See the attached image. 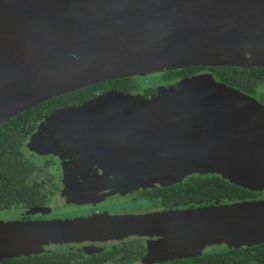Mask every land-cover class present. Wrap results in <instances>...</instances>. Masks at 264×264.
I'll return each instance as SVG.
<instances>
[{
    "label": "water",
    "instance_id": "water-1",
    "mask_svg": "<svg viewBox=\"0 0 264 264\" xmlns=\"http://www.w3.org/2000/svg\"><path fill=\"white\" fill-rule=\"evenodd\" d=\"M193 65L264 67V0H0V124L87 85ZM55 117L61 123L52 130ZM48 119L36 138L49 141L31 147L72 148L77 138L65 140L62 124H85L87 157L110 162L119 181L113 193L214 173L264 190V105L210 74L153 98L109 90ZM129 234L168 236L189 253L212 243L262 244L264 199L0 220V260L51 243Z\"/></svg>",
    "mask_w": 264,
    "mask_h": 264
},
{
    "label": "flooded vegetation",
    "instance_id": "flooded-vegetation-1",
    "mask_svg": "<svg viewBox=\"0 0 264 264\" xmlns=\"http://www.w3.org/2000/svg\"><path fill=\"white\" fill-rule=\"evenodd\" d=\"M193 66L197 67L190 74L177 76L174 78L164 77L163 73L165 71L146 74H159L161 75V79L159 83L150 82L147 86L142 85L143 87L140 89V91L136 90L137 84L134 83V78L140 77L141 75L127 76L131 78L129 84L130 89L128 92H120L134 95L141 94L146 98H153L158 94L159 87L161 86H174L183 79L208 74L212 75L218 82H222L220 78L216 76L214 70L212 69V66ZM251 67L256 66H250V68ZM222 83L226 84L225 82ZM226 85L243 91L249 96L254 97L262 105H264V89L261 88V86L260 88H257L255 93H251L237 86L229 84ZM109 90L119 91L110 88L103 92ZM47 119L48 117L44 118L39 122V126L32 135H35V133L42 127V123L46 122ZM29 138L24 144V150L28 156L32 157L37 162V166L33 175L24 182L23 187H38L41 193L45 195V201L42 205L27 207L20 204L14 206L10 210L0 211V214H10V216H8L9 218L1 217L0 220H46L45 218L72 219L75 217L82 216L95 217L96 215H101L104 213L140 214L147 211L151 212V208L149 206H142L139 208H121L117 206V204L120 203V199L128 197H132L134 199L144 198L145 200L156 202L158 204L157 208L161 211L167 209H178L196 207L199 205H209L203 204L202 202L192 205L190 203L184 202L182 204L176 203L165 205L160 199L149 197L148 195L144 194V191L150 188L162 186H151L146 184L142 186L138 185L132 188L125 187L120 191H117V193L113 195V185L111 184L113 182V177L111 176V174L108 173L109 171H107V167L110 166L109 161H101L100 163H98V160H94L97 168L95 169V171H90V166L85 161L86 159H88V157L84 156V152L81 155L73 154V150L71 147H66L65 149H63V155L60 156L49 152L50 154L48 153L43 155L44 158L42 161H40L39 157L42 154L37 153L36 149H30V147L28 146ZM93 155L96 154L94 153ZM83 158H85V160ZM43 165L48 167H56V172H54L55 174H53L54 176H51L48 180L49 184L52 185L53 183V186L50 188L49 185L48 187L46 186L47 188H44V185L40 182L37 184L35 183L32 185H27V182L31 180L32 177L41 170ZM80 167H82L87 172V175L85 176L86 186H84L83 189H90L94 188L95 186L93 190L87 193H85L84 191H74L78 189L77 187L69 189L70 183L68 181L67 176L74 175L75 178L80 179L81 172H83L78 169ZM103 167L106 168L105 171L103 170ZM97 175L100 177H98ZM256 199H264V195L253 200ZM215 203L216 202L212 204ZM32 209H34L35 211H32ZM11 214H16L17 217H15L17 219H15V217H13L14 215L12 216ZM163 237L164 236L157 235L149 236L141 234H129L122 237H103L100 239L83 238L81 240L56 242L44 245L42 251H39L37 253H30L27 255H20L17 257L28 255H51L53 258V264H192V260H194L198 255L221 251L226 248H236L230 247L225 243H212L204 246L198 253H189L180 249L177 246V243L165 244L163 242ZM251 246H239V248H247ZM48 263V261H42L38 262L37 264Z\"/></svg>",
    "mask_w": 264,
    "mask_h": 264
},
{
    "label": "trees",
    "instance_id": "trees-1",
    "mask_svg": "<svg viewBox=\"0 0 264 264\" xmlns=\"http://www.w3.org/2000/svg\"><path fill=\"white\" fill-rule=\"evenodd\" d=\"M197 66H190L163 73L166 78L188 75ZM216 76L226 84L237 86L255 93L264 89V67L242 68L236 66H212ZM130 77L106 80L87 85L47 99L28 108L0 124V211L14 206L42 205L45 195L38 187H23L33 175L37 162L24 150L27 139L35 132L39 122L53 112L70 106L83 104L107 89L129 91ZM149 197L160 199L163 204H212L232 203L253 200L264 195V190L256 191L235 184L219 174H191L180 182L168 186L154 187L144 191ZM27 255V254H26ZM48 261L53 264L51 255H28L9 257L0 264H37ZM264 264V243L247 248H229L198 255L192 264Z\"/></svg>",
    "mask_w": 264,
    "mask_h": 264
},
{
    "label": "rangeland",
    "instance_id": "rangeland-1",
    "mask_svg": "<svg viewBox=\"0 0 264 264\" xmlns=\"http://www.w3.org/2000/svg\"><path fill=\"white\" fill-rule=\"evenodd\" d=\"M161 79V75L159 74H154V75H141L140 77H135L134 78V83L137 84V88L136 90L137 91H140V89L143 87V86H147L149 85V83L151 82H157L159 83ZM180 82V81H179ZM178 82V83H179ZM143 85V86H142ZM177 85V84H176ZM176 85H174L176 87ZM167 87H170V86H161L159 87V90L160 89H164V88H167ZM248 95V94H247ZM47 121L49 122V119H47ZM46 121V122H47ZM61 120L58 118V117H55L51 120L50 124H53V126L51 127L52 130L53 129H58L56 126H57V123H61L60 122ZM46 122H43L42 123V126H44L46 124ZM55 125V126H54ZM63 125V137L65 140H69L70 138L72 139H76V146H72V150H73V154L75 155H81L83 152L84 156H87V142H86V138L88 136H86L85 134H83V132L85 131L86 129V125L81 123V124H73V125H70V124H62ZM41 129V128H40ZM40 129L35 133V135H32L30 138H29V142H28V146L30 147V149L33 147V144H36L38 142H41V143H46L47 141H49L48 137L46 138L44 135L43 136H39L36 138V136L40 133ZM82 131L81 133H78ZM67 136V137H65ZM72 136V137H71ZM51 141H57L55 137H52ZM32 145V147H31ZM66 148V147H65ZM64 148V149H65ZM31 150H34L33 148ZM56 152H50V153H54L55 155H63L62 154V151L63 149L61 148H58V149H55ZM39 153V152H37ZM49 153V154H50ZM41 156L39 157L40 161L43 160L45 154H48V153H42L41 152ZM98 157V156H97ZM96 156L95 155H89L88 159L85 160V158H83L86 163L90 166V171H95V169L97 168L94 160H95ZM89 161V162H88ZM101 161H98V163H100ZM79 170L83 171L81 172V178L80 179H77L75 178L74 175H68L67 178H68V181L70 183L69 185V189H72L74 187H77L78 189L77 190H74V191H84L85 193L93 190L95 188H90V189H83L84 186H86L85 184V176L87 175V172L82 168H78ZM83 169V170H82ZM103 170L105 171L106 168L103 167ZM108 171V170H107ZM54 172H56V167H48V166H42L41 170L35 174L31 180H29L27 182V185H32V184H37V183H42L44 185V188H47L49 185H50V188L53 186V183L52 185L49 184V178L51 176H54L53 174H55ZM98 176V175H97ZM113 177V182L111 183L113 186H118L116 184H119V181L116 179V177H114V175H111ZM100 177V176H98ZM184 177L181 179L183 180ZM181 180H177V181H174V182H166V184H160L159 182H155L153 183L154 186H159V185H169V184H174V183H177V182H180ZM162 182V181H161ZM108 185V184H107ZM144 185V183H141V186ZM47 186V187H46ZM138 186V185H136ZM126 186H124L125 188ZM74 191H70V192H74ZM117 192H114V194H116ZM120 203L117 204L118 207H121V208H139V207H142V206H149L151 208V212H155V211H161L159 210L157 207H158V204L156 202H153V201H148V200H145L144 198H124V199H120L119 200ZM121 204V205H120ZM114 208V207H113ZM168 210V209H167ZM164 211V210H162ZM144 213H148L147 212H144ZM113 214H119V213H113ZM13 217L16 216V214H11ZM8 216H10V214H0V218H7ZM17 217V216H16ZM15 217V219H17ZM82 217H85V216H82ZM9 218V217H8ZM75 218H79V217H75ZM46 220H50V218H45ZM65 219V218H64ZM74 219V218H72ZM163 242L165 244H172V243H175V242H172L170 241V238L171 237H163Z\"/></svg>",
    "mask_w": 264,
    "mask_h": 264
}]
</instances>
